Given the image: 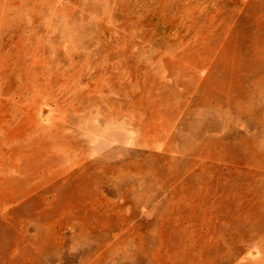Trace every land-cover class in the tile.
<instances>
[{
	"label": "rangeland",
	"instance_id": "rangeland-1",
	"mask_svg": "<svg viewBox=\"0 0 264 264\" xmlns=\"http://www.w3.org/2000/svg\"><path fill=\"white\" fill-rule=\"evenodd\" d=\"M0 264H264V0H0Z\"/></svg>",
	"mask_w": 264,
	"mask_h": 264
}]
</instances>
